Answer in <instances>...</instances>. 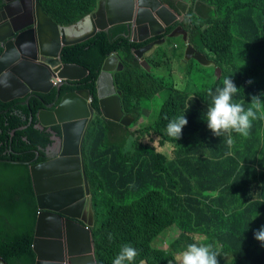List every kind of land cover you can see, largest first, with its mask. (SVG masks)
Listing matches in <instances>:
<instances>
[{
  "label": "trees",
  "instance_id": "16d2710c",
  "mask_svg": "<svg viewBox=\"0 0 264 264\" xmlns=\"http://www.w3.org/2000/svg\"><path fill=\"white\" fill-rule=\"evenodd\" d=\"M160 1L177 12L174 0ZM97 3L39 0L43 12L62 26L92 12ZM188 3L178 22L145 41L130 40L129 23H119L61 48V63L82 66L88 73L75 81L79 85H60V95L86 89L95 110L81 152L96 264H112L124 244L138 251L133 264L177 263L191 243L211 244L219 264H264V247L254 237L264 223V119L253 121L241 146L233 134L231 145L226 136L213 135L203 120L204 98L211 99L206 91L222 86L227 77L241 88L234 102L244 94L264 100V0ZM176 23L187 32V41L220 68L219 77L211 66L208 73L194 59L183 60L182 38L167 37ZM162 36L163 44L144 53L147 71L133 50ZM113 53L122 64L113 81L123 113L133 117L129 125L103 118L98 107L95 79ZM197 72L203 83L195 81ZM197 84L202 89L194 90ZM56 93L52 88L40 96L47 103ZM159 96L163 99L154 113L150 108ZM22 100H0V257L7 264L35 262L31 244L38 208L29 166L46 159L52 142L51 131L37 126L36 112L43 103L34 96ZM184 114L188 122L176 140L167 124ZM144 117L145 122H138ZM57 126L52 127L59 132ZM174 228L179 233L165 249L156 245Z\"/></svg>",
  "mask_w": 264,
  "mask_h": 264
},
{
  "label": "water",
  "instance_id": "95a60500",
  "mask_svg": "<svg viewBox=\"0 0 264 264\" xmlns=\"http://www.w3.org/2000/svg\"><path fill=\"white\" fill-rule=\"evenodd\" d=\"M9 1L1 0L4 4L0 5V13L9 6ZM27 1L29 8L0 18V100L45 94L54 88L57 93L53 102L43 104L36 112L37 126L46 127L53 134L51 127L58 125L61 134L52 138L61 150L59 157L29 168L38 208L31 244L34 264H96L89 229L93 213L87 203L89 185L81 152L83 137L95 110L87 90L60 95V85H70L88 73L82 66L61 63L60 51L63 46L85 41L119 23H129L130 40L142 42L165 33L178 15L160 0H98L92 12L62 26L43 12L38 0L33 4ZM182 2L178 0L175 8L184 15L186 9L182 8ZM169 16L175 20L170 22ZM179 35L184 44L183 60L194 59L200 65L211 66L219 77L220 68L187 41V32L181 25L174 27L167 37ZM165 38H156L133 50L145 70L149 64L144 53L154 45L163 44ZM121 69L116 54L104 59L95 79L96 96L103 118L129 125L133 117L123 113L113 81V73ZM55 77L60 81L53 84L50 80ZM20 89L24 94L16 93ZM72 148L74 155L66 156ZM67 254L70 257L66 258ZM0 264L7 263L0 257Z\"/></svg>",
  "mask_w": 264,
  "mask_h": 264
},
{
  "label": "clouds",
  "instance_id": "9594fccd",
  "mask_svg": "<svg viewBox=\"0 0 264 264\" xmlns=\"http://www.w3.org/2000/svg\"><path fill=\"white\" fill-rule=\"evenodd\" d=\"M240 89L230 77L224 78L222 86L214 90L209 89L207 95L211 99L207 102L208 106L203 113V120L208 129L217 137L226 136L225 143L229 145L233 143L232 133L247 137L250 134L252 122L264 119V100L260 96L253 95L247 108L242 103L233 101V97ZM187 122L185 114L174 117L167 124V133L176 140L179 139ZM254 237L264 246V226L255 231ZM111 238L110 235L109 239ZM137 255L136 248L130 244H124L120 247L112 264H133ZM218 256L219 254L211 244L191 243L182 253L181 264H219Z\"/></svg>",
  "mask_w": 264,
  "mask_h": 264
},
{
  "label": "flooded vegetation",
  "instance_id": "af4514ba",
  "mask_svg": "<svg viewBox=\"0 0 264 264\" xmlns=\"http://www.w3.org/2000/svg\"><path fill=\"white\" fill-rule=\"evenodd\" d=\"M183 2L181 3V6H182V8L185 10H187V8H188V5H189V3L187 2V1H184V0H182ZM31 2H32V4L35 2V0H31ZM178 2V0H174V7H175V4ZM38 3H39V0H38ZM4 4V2H2L0 5H3ZM23 8H29V2L27 1V0H10L9 1V6L4 10V11H2L1 13H0V18H2V16H4V15H10V16H12L14 13H17V12H19V11H22L23 10ZM176 9V8H175ZM176 14L178 15V20H180V18H181V15H182V13L180 12V11H178L177 9H176ZM186 12V11H185ZM183 17V16H182ZM25 21H27V19L25 20ZM174 22H176V21H174ZM173 22V23H174ZM178 22V21H177ZM172 23V24H173ZM178 25H180L179 23H176L175 25H174V27H176V26H178ZM173 27V28H174ZM155 39V38H154ZM154 39H152V40H154ZM177 39H181V36H177ZM152 40H150V41H152ZM149 41V42H150ZM148 43V42H147ZM147 43H145V44H147ZM30 44H31V42H30ZM144 44V45H145ZM178 42H174L173 44H172V47L174 48H178ZM51 81V80H50ZM52 82V81H51ZM53 83V82H52ZM53 84H55V83H53ZM75 85H79V82H72L69 86H75ZM19 87L17 86V89H18ZM79 89H81V88H79ZM79 89H75V90H71V91H76V90H79ZM52 90V89H51ZM84 90H86V89H84ZM50 91V90H49ZM1 92V91H0ZM17 94H24V90L23 89H20V90H18L17 92H16ZM59 93H60V87H59ZM31 96H34V97H37L38 98V100L39 101H41L43 104H45V105H49V104H51L52 102H53V100L52 101H49V102H45L43 99H42V97L40 96V94L39 93H34L33 95H31ZM31 96H29V95H26V96H24V97H22L23 98V100L21 101V103H27V101H28V99L31 97ZM28 97V98H27ZM27 98V99H26ZM25 99H26V101H25ZM39 110V109H38ZM37 110V111H38ZM58 127V126H57ZM51 130L53 131V134H51V137L53 138V137H56V136H60L61 134H60V131L59 132H57L56 130H54L53 129V127H51ZM60 148L57 146V142L55 141V140H53L52 139V142H51V144L45 149V156H46V159L44 160V161H41V162H37V163H42V162H46V161H50V160H54V159H56L57 157H59V155H60ZM76 156H79V155H76ZM37 163H33V164H37ZM33 164H30V166L31 165H33ZM30 166H29V168H30Z\"/></svg>",
  "mask_w": 264,
  "mask_h": 264
},
{
  "label": "rangeland",
  "instance_id": "374dc122",
  "mask_svg": "<svg viewBox=\"0 0 264 264\" xmlns=\"http://www.w3.org/2000/svg\"><path fill=\"white\" fill-rule=\"evenodd\" d=\"M184 1H187L188 2V0H184ZM179 18V17H178ZM181 18H182V16H181ZM180 18V19H181ZM178 20V19H177ZM176 20V21H177ZM168 44H170V43H168ZM150 66V65H149ZM166 67H170V64L169 65H167ZM204 67H206L207 68V72L208 73H210L211 72V70L209 69L210 68V66H204ZM172 68H174V69H177V67H176V65L174 64L173 65V67ZM145 69V68H144ZM148 70H150V67H149V69ZM147 70V71H148ZM178 70V69H177ZM213 74H215L214 72H213ZM195 81L197 80V78H198V82L199 83H203V76H202V73H199V72H197V74L195 75ZM196 89H202V86L200 85V84H197L195 87H194V90H196ZM208 93V90L206 91V94ZM257 96V95H256ZM162 97H157V100L154 102V104H153V102H152V106H151V108H150V110L151 111H153L154 113L159 109V107H160V104H161V101H162ZM208 101H210V99H208V98H204V103H205V105L206 106H208L207 105V102ZM145 103H149V101L148 100H146V101H144ZM236 102H239V103H242L243 105H244V107L245 108H247L248 107V103H250L251 102V99H250V95L249 94H244V98H242V99H239L238 101H236ZM147 120V117H144V118H140L139 119V121L138 122H145ZM253 123V122H252ZM233 134V139H234V141H235V145H242L243 143H244V141H245V138L243 137V136H241V135H239V134H236V133H232ZM178 233H179V230L177 229V228H174L173 230H171V231H169L164 237H160L157 241H156V245H158V246H160L161 248H163V249H165L166 247H167V245H168V243L170 242V240H171V238L173 237V236H177L178 235ZM176 261H178L177 263H172V264H181V259L180 260H176Z\"/></svg>",
  "mask_w": 264,
  "mask_h": 264
},
{
  "label": "bare ground",
  "instance_id": "6f19581e",
  "mask_svg": "<svg viewBox=\"0 0 264 264\" xmlns=\"http://www.w3.org/2000/svg\"><path fill=\"white\" fill-rule=\"evenodd\" d=\"M170 19H171V20H170ZM168 20H170V22H172V21H174L175 19H172V18L169 16V17H168ZM74 151H75V149L72 148V149H71V152L68 153L66 156H68V157L73 156V155H74ZM65 251H66V253L68 252V249H67L66 246H65ZM68 257H70V256L67 254L66 258H68Z\"/></svg>",
  "mask_w": 264,
  "mask_h": 264
},
{
  "label": "crops",
  "instance_id": "0c3cea01",
  "mask_svg": "<svg viewBox=\"0 0 264 264\" xmlns=\"http://www.w3.org/2000/svg\"><path fill=\"white\" fill-rule=\"evenodd\" d=\"M261 226H264V223H259V224H258V228H257V230H258ZM256 244H257L259 247H264V246H262V244H261L260 241H258Z\"/></svg>",
  "mask_w": 264,
  "mask_h": 264
},
{
  "label": "built area",
  "instance_id": "2783aa9c",
  "mask_svg": "<svg viewBox=\"0 0 264 264\" xmlns=\"http://www.w3.org/2000/svg\"><path fill=\"white\" fill-rule=\"evenodd\" d=\"M51 81L56 84L58 81H60V78H57V77L51 78Z\"/></svg>",
  "mask_w": 264,
  "mask_h": 264
}]
</instances>
